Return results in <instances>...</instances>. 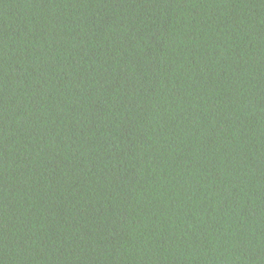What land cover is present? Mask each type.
Masks as SVG:
<instances>
[{
	"label": "trees",
	"instance_id": "1",
	"mask_svg": "<svg viewBox=\"0 0 264 264\" xmlns=\"http://www.w3.org/2000/svg\"><path fill=\"white\" fill-rule=\"evenodd\" d=\"M0 264H264V0H0Z\"/></svg>",
	"mask_w": 264,
	"mask_h": 264
}]
</instances>
